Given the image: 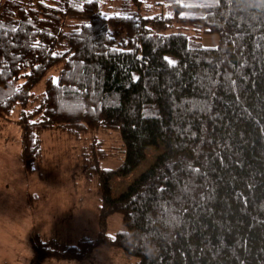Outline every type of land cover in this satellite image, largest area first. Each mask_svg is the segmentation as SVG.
Listing matches in <instances>:
<instances>
[{
	"label": "trees",
	"instance_id": "obj_1",
	"mask_svg": "<svg viewBox=\"0 0 264 264\" xmlns=\"http://www.w3.org/2000/svg\"><path fill=\"white\" fill-rule=\"evenodd\" d=\"M0 117L27 170L48 134L119 130L122 163L98 174L122 214L109 241L136 264H264V10L249 0H0Z\"/></svg>",
	"mask_w": 264,
	"mask_h": 264
},
{
	"label": "rangeland",
	"instance_id": "obj_2",
	"mask_svg": "<svg viewBox=\"0 0 264 264\" xmlns=\"http://www.w3.org/2000/svg\"><path fill=\"white\" fill-rule=\"evenodd\" d=\"M179 1L192 4L203 0ZM166 12L174 14L169 9ZM175 30H179L177 24L168 29ZM218 41L217 34L201 36L205 46ZM41 89L42 84L34 90ZM13 116L17 118L16 113ZM116 132L121 140L118 135L115 138ZM21 137L15 120L0 117V264H136V256L127 255L109 241L123 229L122 214L105 213L98 174L99 169L122 163L124 146L119 130L89 131L80 139L61 137L66 142L48 134L45 160L38 170H27L22 164ZM78 140L86 143L81 150ZM120 146L121 158L102 156L110 150L119 154ZM157 153L154 146L148 147L137 168L126 176L113 177V197L125 191Z\"/></svg>",
	"mask_w": 264,
	"mask_h": 264
},
{
	"label": "clouds",
	"instance_id": "obj_3",
	"mask_svg": "<svg viewBox=\"0 0 264 264\" xmlns=\"http://www.w3.org/2000/svg\"><path fill=\"white\" fill-rule=\"evenodd\" d=\"M213 4H219V0H211ZM250 7L257 10H264V0H249Z\"/></svg>",
	"mask_w": 264,
	"mask_h": 264
}]
</instances>
